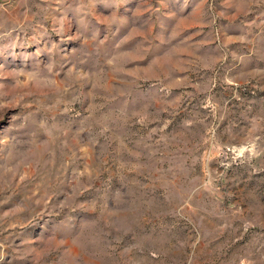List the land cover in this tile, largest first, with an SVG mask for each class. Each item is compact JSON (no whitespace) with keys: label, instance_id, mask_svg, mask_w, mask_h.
Returning <instances> with one entry per match:
<instances>
[{"label":"rangeland","instance_id":"1","mask_svg":"<svg viewBox=\"0 0 264 264\" xmlns=\"http://www.w3.org/2000/svg\"><path fill=\"white\" fill-rule=\"evenodd\" d=\"M0 264H264V0H0Z\"/></svg>","mask_w":264,"mask_h":264}]
</instances>
